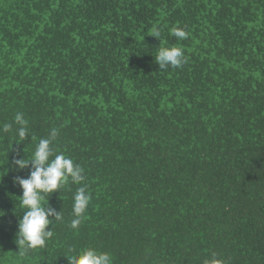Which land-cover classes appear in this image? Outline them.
Returning a JSON list of instances; mask_svg holds the SVG:
<instances>
[{
    "label": "trees",
    "instance_id": "16d2710c",
    "mask_svg": "<svg viewBox=\"0 0 264 264\" xmlns=\"http://www.w3.org/2000/svg\"><path fill=\"white\" fill-rule=\"evenodd\" d=\"M172 46L187 63L159 69V48ZM5 123L0 264H68L87 248L111 264H264V0H0ZM53 128L54 153L85 180L45 194L63 219L21 255L14 180L31 162L14 161ZM82 185L91 199L73 229Z\"/></svg>",
    "mask_w": 264,
    "mask_h": 264
},
{
    "label": "clouds",
    "instance_id": "9594fccd",
    "mask_svg": "<svg viewBox=\"0 0 264 264\" xmlns=\"http://www.w3.org/2000/svg\"><path fill=\"white\" fill-rule=\"evenodd\" d=\"M160 35L161 30L158 27H153L151 36L159 39ZM172 35L179 40H184L189 34L182 28L175 27L172 29ZM155 60L159 69L162 70L169 66L180 68L187 63L183 48L177 46L159 48ZM14 123L19 125L17 135L23 141L29 134L28 122L22 113H17ZM11 129L12 124L5 123L0 128V132L7 133ZM57 135V129L53 128L47 138L39 139L31 159L24 157L14 161L18 169H24L31 162V171L28 177H16L14 180V183L22 189L20 204L27 209L18 222L15 241L21 255L29 249L44 248L46 241L53 236V231L48 229V226L53 223V219H63L60 211L51 208L48 203L46 206L42 203L45 200V194H49L48 197H50L53 192L59 191L65 186L69 180L73 184H81L85 180L84 170L79 164L74 163L71 158L66 157L63 153H54L52 144ZM90 199L86 185L76 189L73 196L72 214L74 218L70 224L71 228H78ZM67 260L68 264H111L109 253L100 252L93 248L83 249ZM203 264H222V261L216 259L215 254H213L212 259H205Z\"/></svg>",
    "mask_w": 264,
    "mask_h": 264
}]
</instances>
